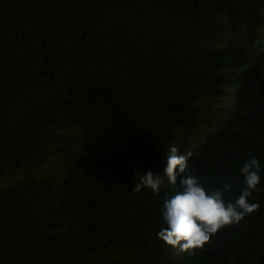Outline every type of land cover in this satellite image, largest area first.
Masks as SVG:
<instances>
[{"label": "trees", "instance_id": "1", "mask_svg": "<svg viewBox=\"0 0 264 264\" xmlns=\"http://www.w3.org/2000/svg\"><path fill=\"white\" fill-rule=\"evenodd\" d=\"M191 152L259 208L178 253L135 192ZM0 264H264V0H0Z\"/></svg>", "mask_w": 264, "mask_h": 264}, {"label": "clouds", "instance_id": "2", "mask_svg": "<svg viewBox=\"0 0 264 264\" xmlns=\"http://www.w3.org/2000/svg\"><path fill=\"white\" fill-rule=\"evenodd\" d=\"M167 164L163 174L147 171L140 176L134 191L149 188L159 194L167 182L177 185L179 190L163 200L162 219L166 227L158 232V238L178 253L192 255L203 250L211 238L225 227L239 224L241 220L254 213L259 204L251 201L261 183L260 162L251 157L239 169L244 179V187L234 202L225 201V190L230 185L207 191L200 180L191 173L189 161L192 153H181L176 146H169Z\"/></svg>", "mask_w": 264, "mask_h": 264}]
</instances>
